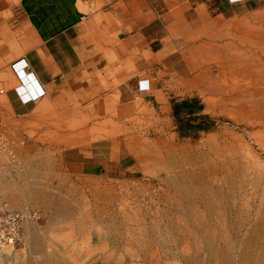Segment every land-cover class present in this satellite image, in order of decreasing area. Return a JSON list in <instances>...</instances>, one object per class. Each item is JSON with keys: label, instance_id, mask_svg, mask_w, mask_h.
<instances>
[{"label": "rangeland", "instance_id": "1", "mask_svg": "<svg viewBox=\"0 0 264 264\" xmlns=\"http://www.w3.org/2000/svg\"><path fill=\"white\" fill-rule=\"evenodd\" d=\"M118 5L154 56L134 101L0 96L1 200L42 214L1 264H264V0Z\"/></svg>", "mask_w": 264, "mask_h": 264}, {"label": "crops", "instance_id": "2", "mask_svg": "<svg viewBox=\"0 0 264 264\" xmlns=\"http://www.w3.org/2000/svg\"><path fill=\"white\" fill-rule=\"evenodd\" d=\"M119 1L105 5L103 0H94L88 6L98 4L99 8L85 12L78 0H0V33L10 21L11 41L17 47L7 52L0 46V65L10 68L0 96L16 112L24 113L70 92L96 95L95 90L110 85L107 82L119 80L129 84L117 86L114 94L124 104L134 101L150 87L140 71L154 56L145 43L137 41L136 20L124 14ZM21 58L33 74L28 78L34 85L31 92L11 68ZM12 81L19 84L13 88ZM42 90L44 94L39 96ZM84 169L82 165L80 170Z\"/></svg>", "mask_w": 264, "mask_h": 264}, {"label": "built area", "instance_id": "3", "mask_svg": "<svg viewBox=\"0 0 264 264\" xmlns=\"http://www.w3.org/2000/svg\"><path fill=\"white\" fill-rule=\"evenodd\" d=\"M81 3L88 4L94 0H78ZM104 4H110L116 0H103ZM13 72L22 80L24 73L29 77L33 75L28 63L24 59H18L11 64ZM2 92V89H0ZM44 91L39 92V96L43 95ZM42 218L39 210L24 206L21 208H11L1 200L0 197V252L7 247H12L17 244L22 237L23 225L26 223L37 224Z\"/></svg>", "mask_w": 264, "mask_h": 264}, {"label": "bare ground", "instance_id": "4", "mask_svg": "<svg viewBox=\"0 0 264 264\" xmlns=\"http://www.w3.org/2000/svg\"><path fill=\"white\" fill-rule=\"evenodd\" d=\"M29 77L27 76V75H25V76H23V79L25 80V88H27V92H31L32 91V86H34L33 85V81H31L30 79H28ZM33 96V95H32ZM36 95H34V97H35ZM15 204H17V203H19L18 201H16V202H14ZM29 223H26V224H24L23 225V228L25 229L26 227H27V225H28ZM30 231V230H29ZM33 230H31L30 231V233H31V236L33 237V239H36L37 237V235L35 236L34 234H33V232H32ZM29 234V233H28ZM8 248L9 247H7L6 249H4L2 252H0V264L2 263L1 261H9V260H13L14 261V257L15 256H13V251L11 250V249H9L8 250ZM4 253V254H3ZM1 254H3V255H1Z\"/></svg>", "mask_w": 264, "mask_h": 264}]
</instances>
